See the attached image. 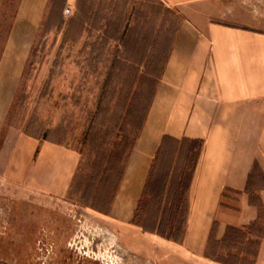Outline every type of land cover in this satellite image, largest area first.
Here are the masks:
<instances>
[{
    "label": "rangeland",
    "instance_id": "374dc122",
    "mask_svg": "<svg viewBox=\"0 0 264 264\" xmlns=\"http://www.w3.org/2000/svg\"><path fill=\"white\" fill-rule=\"evenodd\" d=\"M76 3L51 0L47 5L6 112L0 134V264H197L174 259L158 242H149L150 235L140 229L117 228L106 219L180 17L159 0H145L144 6L142 0H82V7L91 4L98 9L97 16L112 18V40L97 44L96 26H79L82 15H75L73 25L67 28L66 24L74 20ZM19 4L20 0H0V56ZM66 8L70 9L68 15L64 14ZM127 20L128 32L122 39ZM10 130L39 141L60 143L72 152L77 163L64 193L42 196L10 178L13 171L9 162L12 164L16 156V140ZM6 145L7 153L3 149ZM171 145L167 144L148 187L154 194L153 201L147 196L141 200L138 213L143 210L144 215L136 220L146 227L156 226L157 220L148 211L157 204L162 209L163 224L175 218L177 227L183 226L191 166L188 155L169 162ZM253 183V190L264 187L263 181ZM178 200L182 207L176 214L177 209H170V204ZM146 201L148 205L142 208ZM116 232L121 236V246ZM76 233L83 235L82 245L88 251L93 241L102 243L96 262L79 261L72 255L67 245H72ZM246 233L251 236L241 234L223 244L213 243L209 253L231 263L252 264L260 239L251 230ZM122 247L134 256H122Z\"/></svg>",
    "mask_w": 264,
    "mask_h": 264
},
{
    "label": "crops",
    "instance_id": "0c3cea01",
    "mask_svg": "<svg viewBox=\"0 0 264 264\" xmlns=\"http://www.w3.org/2000/svg\"><path fill=\"white\" fill-rule=\"evenodd\" d=\"M159 1L180 22L106 219L139 231L130 223L162 139L200 141L181 244L151 235L147 240L176 260L204 264L210 234L219 240L227 227L245 228L258 217L245 188L254 164L264 174V2ZM48 2L20 0L6 38L0 56V134ZM9 134L16 140L10 178L42 196L64 193L77 163L72 152L13 130ZM4 147L7 153L9 146ZM257 195L264 208V190ZM121 250L122 256H134ZM254 264H264V236Z\"/></svg>",
    "mask_w": 264,
    "mask_h": 264
},
{
    "label": "trees",
    "instance_id": "16d2710c",
    "mask_svg": "<svg viewBox=\"0 0 264 264\" xmlns=\"http://www.w3.org/2000/svg\"><path fill=\"white\" fill-rule=\"evenodd\" d=\"M76 2H77L76 3V8H75V12H74V15H73L74 20L72 19V20L69 21V23L66 24L67 28L69 29L70 25H73L74 21L77 18V17H75V15L80 14L83 17L82 24H79L81 29L84 26H87V25H90L91 28H94V26H96V28H97L96 31L99 32V35L96 37V41H97L96 43L99 44L100 42L101 43L103 42L104 44H108V41L112 40V38L109 37V33L112 32L111 30L113 28V26H112V18L103 19L104 16L103 17L97 16L96 13H97L98 9H94L91 6V4L87 8L86 5H84V7H82V4H81L82 0H76ZM78 2L80 3L81 7H79V3ZM144 2H145V0H142V6H144L143 5V4H145ZM50 4H51V0H49L48 5H50ZM85 15H87V18H85ZM89 15H90V17H89ZM158 16L160 17L161 14H158ZM126 22H127V24L123 28V31L121 33V38L122 39H124V37H126L127 32H128V27H129L128 20ZM98 25H99V28H98ZM113 25H115V24H113ZM66 26H65V32L63 34L64 37H66V33H67V30H68V29L66 30ZM153 27H155V25H153ZM115 29H117L116 26H115ZM175 30H176V28H175ZM175 30L173 31V33H172V35L170 37V39H171L170 42H169L170 43V47H171V44H172L173 34H174ZM112 33H114V32H112ZM157 35H159V34H156L154 36L157 37ZM170 47H169L168 53L166 55L167 56L166 60H167L168 55H169ZM97 48H100V47L97 46ZM101 52H102V50H101ZM166 60H165V63H166ZM165 63H164V66H165ZM164 66H163V69H164ZM163 69H162V72H163ZM162 72H161V75H162ZM153 94H154V92H153ZM152 98H153V95H152ZM148 100L146 102H148ZM44 141H46V140H44ZM168 143L172 144L168 148L169 151L167 153L169 162H170V160L171 161L172 160H176L177 161V159H175V158L180 159V158L184 157L183 159H186V155H188V158L186 160H188L187 163H190V166H191L190 169H189V175H188V180H187V185H186V195H187V197L185 198L186 210H185L183 226H182L181 229L177 227V220L175 218H174V220L172 219V222L170 221V223H168V224H167V221L165 220V224H163V222H162V218H163L162 214L163 213L161 211L162 209L157 208L159 204H157L156 206L152 207L148 211L150 217L152 219H154V221L157 220V221L154 222V225L156 224V226L146 227L138 219L136 220L137 217L140 218L141 216L144 215L143 210H140V213H138L139 209H140V205H141V200H143V198L145 196H147V198H149L151 201H153V195L154 194L151 193L148 190V187H149V184L151 182V179H153V174L155 173L156 166L161 163V158L166 154L167 144ZM57 145L61 146L60 143L57 144ZM201 148H202V143L200 141H196V140H189V139L174 140V139H171V138H168V137H164L162 139V141H161V143H160V145H159V147L157 149V152H156V155L154 157L153 163H152V165L150 167V171L148 173V177H147L146 182L144 184L142 193H141L140 198L138 200V203L136 205V208H135V211H134L131 223H130L131 225H133L136 228L140 229V231L142 233H144V234L152 235V236H155L157 238L166 240V241L174 243V244H178V245L181 244L183 236H184V233H185V224H186V217H187V212H188V189H189L190 180H191L194 168L196 166L199 154L201 152ZM126 161H127V159H126ZM176 161H175V163H176ZM175 163H174V165H175ZM253 175H256L257 178H255ZM121 176H122V173H121ZM121 176H120V178L118 179V181H117V183L115 185V188H114V191H113V197H114V194H115L116 189L118 187V184L120 182ZM157 179H158V176L154 175V180H157ZM74 180H75V177L73 178V182H74ZM257 180L264 182V174L262 173V171L258 167V165L254 164L252 169H251V172H250V174L248 176V180H247V184H246V188H245V193L248 195L250 204L252 206H255L258 209V211H259L257 219L254 222L250 223L245 228H241L240 229V228H234V227H227L224 235L219 240H217L214 237V234H212V235L210 234V237L208 239V242H207V245H206V248H205V252H204V257L206 259H208L209 261H212V262L217 263V264H235V263L228 262L226 260H221L219 258L213 257L209 253L213 243H216V244H218V243L220 244L221 243V244H223V243L232 241V238L234 236L241 235V234H244L246 236V234H247L246 232H250V230L255 234L257 239L261 240L263 238V236H264V208H263V206H262V204L260 202V199H259V197L257 195L259 191L257 189L253 190V184H254L253 181H257ZM260 190H264V187H262V188L260 187ZM113 197L111 198L112 200H113ZM149 199H148V201H149ZM158 199L160 200V196H159ZM148 201L143 203L142 208H144L145 205H148L147 204ZM111 203H112V201L109 204V208H110ZM181 207H182V201H180V200H178L177 203L174 201V202H172L170 204V209H172V208H173V210L175 208L177 209L176 214L179 212ZM109 208H108V210H109ZM160 211H161V214H160ZM152 219H151V221H152ZM177 228L180 229V230L178 231ZM254 229H256V231H254ZM247 235L251 236L250 233L247 234ZM260 240H259V242H260ZM259 242H258V245H259ZM256 252H257V250H256ZM245 256H250V255L247 254ZM255 257H256V254H255L254 258H253L252 264H254Z\"/></svg>",
    "mask_w": 264,
    "mask_h": 264
},
{
    "label": "flooded vegetation",
    "instance_id": "af4514ba",
    "mask_svg": "<svg viewBox=\"0 0 264 264\" xmlns=\"http://www.w3.org/2000/svg\"><path fill=\"white\" fill-rule=\"evenodd\" d=\"M82 236L83 235L81 233L80 234L76 233V236L72 240V245H70L69 243L67 245L69 247V250L71 251L72 255L75 256L76 259L79 261L89 259L92 260L93 262H96L97 259H99L97 257V253H98L97 249L99 246L102 245V243H100V241L98 242V240H97L98 243L93 241L88 251V248L82 245V242H84V237L82 238Z\"/></svg>",
    "mask_w": 264,
    "mask_h": 264
},
{
    "label": "built area",
    "instance_id": "2783aa9c",
    "mask_svg": "<svg viewBox=\"0 0 264 264\" xmlns=\"http://www.w3.org/2000/svg\"><path fill=\"white\" fill-rule=\"evenodd\" d=\"M64 14H66V15L70 14V9L66 8L65 11H64Z\"/></svg>",
    "mask_w": 264,
    "mask_h": 264
}]
</instances>
